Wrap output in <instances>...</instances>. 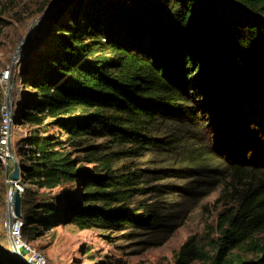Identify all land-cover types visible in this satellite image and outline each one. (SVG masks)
<instances>
[{"label":"trees","instance_id":"trees-1","mask_svg":"<svg viewBox=\"0 0 264 264\" xmlns=\"http://www.w3.org/2000/svg\"><path fill=\"white\" fill-rule=\"evenodd\" d=\"M45 22L12 128L31 126L15 150L30 229L158 230L177 183L218 167L236 202L177 264H264V0H67Z\"/></svg>","mask_w":264,"mask_h":264},{"label":"rangeland","instance_id":"rangeland-1","mask_svg":"<svg viewBox=\"0 0 264 264\" xmlns=\"http://www.w3.org/2000/svg\"><path fill=\"white\" fill-rule=\"evenodd\" d=\"M55 1L0 0V76L12 65L17 51L24 50L26 54L32 49L38 52L48 47V26L45 20ZM22 63L21 59V63L16 67L15 86L10 96L15 110L21 102V97L30 90L20 79ZM0 90L5 100L9 92L6 94L7 87L1 81ZM259 102L264 105L261 99ZM208 117L205 121L209 120ZM30 128L28 124L14 127V151L21 150V138L27 136ZM213 129L208 125L204 130L210 134ZM15 155L17 159V153ZM18 155L20 156V153ZM216 163L217 161L214 162ZM13 170L14 161L10 156L7 162L0 163V250L5 253H14V244L18 243L5 225L11 200V181L8 180ZM201 172L206 176L179 181L178 188L166 197L168 202L176 203L168 212L172 215L171 219L158 230L132 227L81 230L73 224H63L35 233L24 217L30 209L29 204L25 205L22 217L16 219L17 228L14 230L19 233L16 236L24 243L44 252L48 264H177V253L191 237L194 238L197 251L207 252L212 248L221 235L219 214L236 202V187L228 183V180L232 179L226 176L227 171L213 167L202 168ZM193 180L196 182L192 183ZM185 183L193 186L192 189L179 191ZM190 264L209 262L195 256Z\"/></svg>","mask_w":264,"mask_h":264},{"label":"built area","instance_id":"built-area-1","mask_svg":"<svg viewBox=\"0 0 264 264\" xmlns=\"http://www.w3.org/2000/svg\"><path fill=\"white\" fill-rule=\"evenodd\" d=\"M25 56V52L23 50L17 51V53L14 56L12 65H9L1 74L0 81L6 85L7 90L6 94L8 93V88L10 84V80L15 75L16 67L20 64L21 59ZM13 111L15 112V107L13 105ZM1 112V125H0V159L2 162H7V158L9 157V140H10V132L12 131L13 124H14V113L12 116V113L9 109V105L7 103V100L5 99L2 103V106L0 108ZM10 181V179L8 180ZM19 189L21 194L25 191V186H22L20 181L16 185ZM14 215V209L13 207H9V210L7 212L5 225L6 228L11 231V234L14 235L15 239L18 241L17 246H25L29 252L26 255L19 256L26 264H48L47 256L44 252L41 250L31 248L27 243H24L20 237H17L15 230L17 228L16 225V219ZM14 220V221H13ZM15 229V230H14Z\"/></svg>","mask_w":264,"mask_h":264},{"label":"water","instance_id":"water-1","mask_svg":"<svg viewBox=\"0 0 264 264\" xmlns=\"http://www.w3.org/2000/svg\"><path fill=\"white\" fill-rule=\"evenodd\" d=\"M64 1L65 0H56L53 6L51 7L48 15L53 13ZM14 86H15V81H14V78L12 77L10 80V84H9V90H8L9 94L7 93L8 95L6 98L7 103L9 105V109L12 113V116H13L14 111H13V102L10 96L12 94ZM8 149H9V156L14 161V170L10 173L9 179L11 181L10 207H13L14 209V215H15L14 219H15L18 217H22V194L20 192V189L16 186L17 183L20 181L21 168H20L18 160L16 159L15 151L12 146V131L10 132V140H9ZM14 251H15V254H17L18 256L26 255L29 252V250L25 246L18 247L16 244H14Z\"/></svg>","mask_w":264,"mask_h":264}]
</instances>
